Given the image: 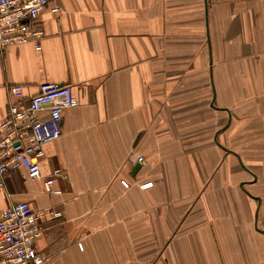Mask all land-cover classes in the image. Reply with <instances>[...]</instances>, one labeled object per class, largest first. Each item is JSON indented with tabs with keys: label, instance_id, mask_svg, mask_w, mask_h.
I'll return each mask as SVG.
<instances>
[{
	"label": "crops",
	"instance_id": "1",
	"mask_svg": "<svg viewBox=\"0 0 264 264\" xmlns=\"http://www.w3.org/2000/svg\"><path fill=\"white\" fill-rule=\"evenodd\" d=\"M39 25L42 49L0 50V119L14 84L79 105L0 211L60 212L45 264H264V0H51Z\"/></svg>",
	"mask_w": 264,
	"mask_h": 264
},
{
	"label": "built area",
	"instance_id": "2",
	"mask_svg": "<svg viewBox=\"0 0 264 264\" xmlns=\"http://www.w3.org/2000/svg\"><path fill=\"white\" fill-rule=\"evenodd\" d=\"M51 0H0V50L13 45L33 43L42 49L46 36L39 25V17ZM52 10L58 11L55 6ZM10 103L0 119V189L6 176L26 169L33 176H41L40 157L43 146L63 134V113L79 105L71 85L45 81L38 92L27 96L24 87L14 84L9 89ZM140 162L144 157L139 156ZM65 176L60 167L44 180V189L52 193L55 177ZM125 187L131 183L122 180ZM153 185L143 183L142 188ZM60 212L33 208L25 201L11 204L0 211V264H45V257L35 248V240L42 233V220L55 218ZM83 247L82 243H79Z\"/></svg>",
	"mask_w": 264,
	"mask_h": 264
}]
</instances>
